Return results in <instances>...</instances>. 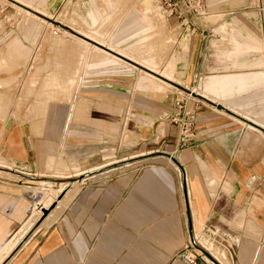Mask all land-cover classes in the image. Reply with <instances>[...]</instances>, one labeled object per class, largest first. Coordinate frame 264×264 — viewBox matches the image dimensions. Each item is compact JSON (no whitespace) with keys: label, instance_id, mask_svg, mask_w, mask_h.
<instances>
[{"label":"crops","instance_id":"0c3cea01","mask_svg":"<svg viewBox=\"0 0 264 264\" xmlns=\"http://www.w3.org/2000/svg\"><path fill=\"white\" fill-rule=\"evenodd\" d=\"M102 1L107 12V0ZM150 1L142 0L144 10L135 8L112 21L113 28L120 25L116 41L134 40L121 48L132 57L155 31ZM110 10L94 17V23L111 18L115 10ZM98 12L104 13L99 7ZM185 17L184 22L166 18L188 50L179 64L181 79L198 82L200 89L188 100L195 123L186 145L166 119L179 94L163 86L171 83L147 72L135 82L133 75L109 72L99 78L92 71L91 83L85 85L89 68L121 66V59L100 49L92 60L82 44L76 66L70 67L74 75L61 78L51 72L41 79L43 111L50 101L68 102L51 103L47 116L34 122L8 117L11 111L0 103V167L7 174L0 175V250L16 242L0 264L12 251L3 264H212L198 245L188 246L200 234L225 248L202 243L217 252L213 257L219 264H264V56L250 53L259 48V32L241 23L212 25L194 13ZM97 33L104 39L112 30ZM25 35L35 40L37 30L28 29ZM228 40L230 58L220 49ZM63 43L62 36L54 38L53 44ZM14 45L28 51L18 38L9 43ZM146 63L155 68L156 58ZM54 81L59 85L52 86ZM128 111L140 123L156 122L164 112L163 133L154 136L140 124L129 128L128 138H116L122 129L117 113ZM48 162L53 168L57 163L74 166L83 180L63 189L52 201L57 208L48 207L46 215L27 227L34 203L26 190L37 192L42 186L19 179Z\"/></svg>","mask_w":264,"mask_h":264},{"label":"rangeland","instance_id":"374dc122","mask_svg":"<svg viewBox=\"0 0 264 264\" xmlns=\"http://www.w3.org/2000/svg\"><path fill=\"white\" fill-rule=\"evenodd\" d=\"M173 1L184 15L186 13L201 15L204 17L203 22H209L212 25L232 28L241 23L249 29L254 27L259 32V39H256L259 48L253 49L254 51L251 50L250 53L260 52L264 56V0ZM163 2L164 0H151L148 3L150 8H152L151 4L155 7L153 8L154 11L149 14V17H153L152 26H154L155 31L150 34V37L144 39V43L146 44L139 48L140 50H135L138 51L137 53L130 51L134 56L132 57V55L122 51L121 48H128L127 45L133 43L134 40H128L126 43L116 41L114 35L120 28V25L113 28L112 21L120 17V15L126 16L128 11H133L135 8L144 10L142 9V0H118L116 3L107 0L106 4L109 7L107 12L104 9L102 0H0V103L2 104L3 102L8 106L9 111H11L8 117L21 122L40 121L47 116V110L50 108L51 103L68 102L67 99L50 101L43 111L40 108L42 105L39 102L40 88L43 89V84L41 87V79L51 72H56L61 78L74 75L70 67L74 68L76 66L77 54L81 50L80 44L85 46L86 52L91 51L90 57L92 60H96L99 57L100 54L98 52L101 51L100 49L108 51L121 59L117 61L121 63V66L111 65L105 67V65H101L89 68L85 72L87 73L85 74V81L83 83L85 85L91 83L88 81L90 79L88 77L92 75V71L93 73L99 72V74H94L100 76L99 78L106 77L109 72L133 75V78L131 77L130 79H135V82L141 75L146 76L147 72L171 83L172 85L164 84L163 86L173 89L179 93L178 95L188 96L190 94L189 97H192L191 93L193 90L200 92V89L197 88L198 82L189 83L186 78L181 79L183 73L179 64L180 61L185 59L188 50L186 49L185 40L178 42L179 38L174 31V25L166 18V8ZM98 7L104 13H97ZM110 8L115 10L111 18L104 19L103 21L99 19V21L94 23V20H96L94 17L101 18L103 15H107L111 11ZM122 20L125 21L126 18ZM28 29L37 30L35 40H31L28 38V35H25ZM106 29H111L112 35L109 38L105 36L106 34L102 35L106 37L103 39L97 31L102 32ZM248 35H251V33ZM56 36L63 37L64 43L62 45L53 44ZM17 38L19 44L22 47H26L28 51L21 50L18 45H14L17 48L9 46V43ZM223 39H226L225 35H223ZM227 42L230 44L228 46L223 45L224 47L222 46L223 48L220 49L226 50L223 56L230 58V56L226 55V52L232 50L233 46L231 40ZM178 43L182 47L181 50L176 46ZM151 57L156 58L155 68L146 63L148 61L152 62ZM171 59L173 61V68L169 71L168 62ZM42 66L44 68L40 69ZM66 68H68V73ZM76 75L84 76L81 72L76 73ZM163 76H167L170 80L165 79ZM51 85L56 87L59 84H56L54 81ZM73 86V83L68 84L69 89L73 88ZM145 90L149 94L157 91ZM118 114L121 116L120 128L122 127V129L117 132L116 138L121 139L129 137L128 130L134 125L142 124L150 129V134L156 135L163 133V125L167 123L164 112L159 114L160 118L156 122L151 118L149 123H145L144 120L140 123L136 113L128 111L127 114L117 113V116ZM244 115L250 118L249 115ZM131 135L132 137L140 136L139 133ZM0 165H3L1 160ZM47 165L33 172V174L30 172L31 174L27 176L21 175L22 178L26 179H19L23 182L25 181L28 185H41V189H43V191L39 189L37 192H32L29 189L26 190L27 195L31 197L34 203L27 227L38 216L42 215V209L53 208L55 206L56 203L52 201L62 196L60 192L58 193L61 188L67 191L72 186L76 187L78 182L83 180L80 179L82 176H77L79 174L73 168L74 166L67 168L57 163L53 168L52 162H48ZM2 170L5 169L0 167V175H7ZM51 203L53 204L51 205ZM57 203L60 205L63 201L58 200ZM55 208H57V205ZM202 243H205L207 246H213L216 250L218 248H225L217 246L202 234L198 235L197 239H190L188 241L189 247H193L194 245L197 247L198 245L197 249H200L202 252L197 251L200 255L204 257L207 255L209 257L207 258L206 256L208 261L212 264L213 262L219 264L213 257L217 252L214 249L211 251L207 250ZM15 244L16 242L13 241L2 247L0 250V261L8 255ZM12 254L13 251L4 262Z\"/></svg>","mask_w":264,"mask_h":264},{"label":"built area","instance_id":"2783aa9c","mask_svg":"<svg viewBox=\"0 0 264 264\" xmlns=\"http://www.w3.org/2000/svg\"><path fill=\"white\" fill-rule=\"evenodd\" d=\"M163 4L166 8L167 17L175 16L181 22L186 21L185 15L179 10V7H177V4L173 0H164ZM189 95H178L174 101L172 113L166 115V119L176 125L178 140L181 145H186L194 133L195 113L189 107ZM186 259L192 262L194 258L191 255H186Z\"/></svg>","mask_w":264,"mask_h":264},{"label":"bare ground","instance_id":"6f19581e","mask_svg":"<svg viewBox=\"0 0 264 264\" xmlns=\"http://www.w3.org/2000/svg\"><path fill=\"white\" fill-rule=\"evenodd\" d=\"M143 4H144V3H143ZM145 9H146V8H145ZM83 42H84V41H83ZM106 55H107V54H106ZM83 63H84V62H83ZM80 182H81V181H79L78 184H79ZM61 191H62V188L58 191V193L61 192ZM71 192H73V191L70 190L67 194L69 195ZM67 194H66V195H67ZM68 195H67V196H68Z\"/></svg>","mask_w":264,"mask_h":264},{"label":"water","instance_id":"95a60500","mask_svg":"<svg viewBox=\"0 0 264 264\" xmlns=\"http://www.w3.org/2000/svg\"><path fill=\"white\" fill-rule=\"evenodd\" d=\"M47 214V209H42V215L41 216H44Z\"/></svg>","mask_w":264,"mask_h":264}]
</instances>
